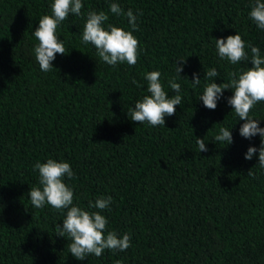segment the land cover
Segmentation results:
<instances>
[{"label": "trees", "instance_id": "trees-1", "mask_svg": "<svg viewBox=\"0 0 264 264\" xmlns=\"http://www.w3.org/2000/svg\"><path fill=\"white\" fill-rule=\"evenodd\" d=\"M54 0H0V264H264V168L259 135L245 139L224 91L215 110L199 97L205 71L215 68L217 84L250 66V48L264 55V30L249 18L252 0H82L79 16L69 14L57 28L66 54H56L43 72L35 58L33 32ZM119 3L138 17L133 30ZM91 11H104L108 25L132 31L139 41L134 66L100 60L82 43ZM241 35L249 61L231 64L217 54L215 39ZM183 62L181 105L165 126L130 120L127 112L147 95L145 74L169 80ZM201 78L193 87L192 74ZM233 74H236L235 76ZM250 116L264 128V102ZM226 127L233 142L214 137ZM197 137L205 139L200 152ZM70 163L73 204L88 211L99 197H112L102 211L107 231L131 237L126 251L105 250L83 261L69 253L67 237L56 235L66 209L33 208L31 187L39 186L37 162ZM251 170V175H249ZM106 234V233H105Z\"/></svg>", "mask_w": 264, "mask_h": 264}, {"label": "clouds", "instance_id": "clouds-1", "mask_svg": "<svg viewBox=\"0 0 264 264\" xmlns=\"http://www.w3.org/2000/svg\"><path fill=\"white\" fill-rule=\"evenodd\" d=\"M83 8L82 0H54L51 4V15H44L39 20V26L32 33L38 41L34 48L35 58L43 72L53 70V61L56 54L65 55L66 50L63 42L57 37L58 26L68 18L69 14L79 16ZM110 12L120 16L125 15L133 30H138L137 19L132 9L127 12L121 8L119 3L110 4ZM249 18L256 23L259 29L264 30V0H252ZM109 17L104 11H91L87 15L82 32V43L91 44L97 51L100 60L115 67L120 63H127L134 66L138 59L139 41L132 31L108 25L105 22ZM215 47L218 56L223 60L227 59L235 65L241 61H249V54L245 51V41L238 33L229 35L227 38L215 39ZM250 48L251 66L233 78L229 83L217 84L213 78L220 74L215 68L205 71L204 80L211 81L205 84L203 94L199 97L203 105L215 110L217 101L223 96L225 90L233 92L227 98L230 105L239 117L244 121L239 128V134L245 139H251L259 135L261 144L259 149L250 146L245 154L246 160H251L258 152V164L264 168V128L259 126V120L250 116L252 108L258 102H264V55L257 46L248 45ZM176 63V76L169 80V87L175 95L169 96L161 83V73L152 71L145 74L148 94L138 100L134 107L127 112L130 120L139 124L147 123L150 126H165V117L173 116L176 106L181 105V85L176 79L182 77L183 62ZM234 76L236 74H233ZM192 86H199L201 78L197 73L192 74ZM217 142H225L226 146L233 142L232 132L226 127L219 129V134L214 137ZM200 152H207L205 139L197 137L196 141ZM34 169L39 173V186L31 187L28 193L33 208H42L46 204L54 209H66V216L63 224L57 225L56 235L70 240L68 243L69 253L80 261L88 255L100 257L105 250L126 251L131 247V237L125 233L122 236L113 231H107L108 221L102 211L110 210L112 197H99L93 203L89 201V208L99 211H88L73 204L74 193L65 182L67 176L71 179L74 175L70 163L48 159L44 163L37 162ZM251 175V170H249ZM2 206L3 209V205ZM2 211V210H0ZM106 233V234H105Z\"/></svg>", "mask_w": 264, "mask_h": 264}]
</instances>
